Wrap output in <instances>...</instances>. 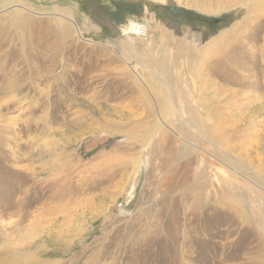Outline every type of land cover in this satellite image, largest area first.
Wrapping results in <instances>:
<instances>
[{
    "label": "rangeland",
    "instance_id": "obj_1",
    "mask_svg": "<svg viewBox=\"0 0 264 264\" xmlns=\"http://www.w3.org/2000/svg\"><path fill=\"white\" fill-rule=\"evenodd\" d=\"M228 2L0 0V264H264V0Z\"/></svg>",
    "mask_w": 264,
    "mask_h": 264
},
{
    "label": "bare ground",
    "instance_id": "obj_2",
    "mask_svg": "<svg viewBox=\"0 0 264 264\" xmlns=\"http://www.w3.org/2000/svg\"><path fill=\"white\" fill-rule=\"evenodd\" d=\"M229 2L228 3H232V2H234V1H244V0H228ZM240 3V2H239ZM243 4V3H242ZM238 5V4H237ZM232 6V5H231ZM256 7H257V5H255V4H252L251 6H250V8H251V10L252 9H256ZM60 14H65V15H69L70 16V10H67V9H62L61 11H58ZM72 17V16H71ZM17 20H18V22L19 23H22V22H24L23 21V18H19V17H17ZM56 22H57V24H58V26H60V20H56ZM136 26H138V25H131V28H130V30L131 31H135V29H136ZM142 27V29H144L145 27H143V26H141ZM141 27H139V28H141ZM227 39V38H226ZM233 38H231V37H229L228 38V40H231V41H233L232 40ZM225 40V39H224ZM126 42L127 41H125L124 40V37H123V39H122V41H121V45H119L120 47L121 46H123V48H125V50H126ZM227 43V42H226ZM113 45H115V44H113ZM117 45V44H116ZM121 50H122V48H121ZM121 51L120 53H122L123 55H124V57H126L127 59H129V55H128V53L126 52V51ZM211 51V50H210ZM175 56V55H174ZM173 65V64H172ZM167 67H160V70L162 71H165L164 69H166ZM159 70V71H160ZM172 80H174V77L172 76V74L170 73H167V75H166V78H165V84H167V87L169 88V90H170V94H171V96L173 97V99L175 98H177V100H178V98H180L181 96H183V94H181V93H179V94H177V92L175 93V88H173L172 87V85H171V83H172ZM171 85V86H170ZM180 91H181V89H180ZM142 93V92H141ZM184 93V92H183ZM191 97V96H190ZM189 97V98H190ZM170 98V97H169ZM140 99V98H139ZM12 100V99H11ZM177 100H176V102H177ZM8 101V100H7ZM171 101V100H170ZM182 101V100H181ZM176 105V104H175ZM177 107V106H176ZM155 133V132H154ZM22 143V142H21ZM49 155V154H48ZM51 155V154H50ZM101 155H103V153L102 154H100L99 156H101ZM52 156V155H51ZM54 156H55V154H54ZM36 159V158H35ZM51 160H52V158H51ZM106 166V165H105ZM105 166H103L104 168H106L107 169V167H105ZM41 167V166H40ZM52 168V167H51ZM60 168V167H59ZM65 170H63V169ZM62 168H60V170L58 171V172H60V174H64L65 173V175H68V174H70L69 173V169L66 167V166H63ZM24 169V168H23ZM50 169V168H49ZM32 175V174H31ZM34 175V174H33ZM64 175V176H65ZM33 179V178H32ZM44 185V184H43ZM97 186H98V183L96 182V183H94V185H91L90 186V188L91 189H96L97 188ZM88 189H89V187H88ZM188 189V188H187ZM87 191V190H86ZM223 194V193H222ZM100 195H102V194H100ZM223 196V195H222ZM221 196V198H222V200L225 198L224 196L222 197ZM226 199V198H225ZM58 200V199H57ZM195 200V199H194ZM235 200V199H234ZM227 202V201H226ZM216 203V202H215ZM57 208V207H56ZM53 209V208H52ZM51 214V213H50ZM54 214V213H53ZM47 234H49V233H47ZM49 237H51V236H49ZM27 248V247H26ZM25 249V248H24ZM24 249H22V250H24ZM35 251V250H34ZM11 253L12 252H8V254H9V256L7 257V264H22V263H20V262H18V260L13 256V257H11ZM34 254V253H33ZM36 254V253H35ZM34 254V255H35ZM28 256H30V255H28ZM33 256V255H32ZM36 256V255H35ZM31 257V256H30ZM26 258V257H25ZM29 258V257H28ZM23 260H24V258H22ZM26 260V259H25ZM36 260V259H35ZM38 260V259H37ZM28 261V260H27ZM31 261V260H30ZM2 262H3V260H2ZM39 264H44L43 262H38ZM5 264V263H4ZM29 264V263H28Z\"/></svg>",
    "mask_w": 264,
    "mask_h": 264
}]
</instances>
